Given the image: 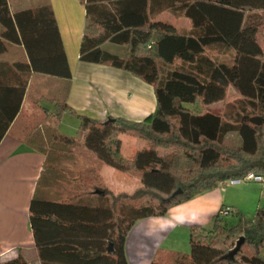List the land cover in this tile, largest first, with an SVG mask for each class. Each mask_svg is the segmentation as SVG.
<instances>
[{"label":"trees","instance_id":"1","mask_svg":"<svg viewBox=\"0 0 264 264\" xmlns=\"http://www.w3.org/2000/svg\"><path fill=\"white\" fill-rule=\"evenodd\" d=\"M81 3L85 16L80 61L108 64L151 85L156 107L142 120H97L78 114L65 99L49 98L55 106L47 116L53 123L52 139L64 146L79 141L100 161L138 176L142 184L132 192L114 193L100 180L91 182L88 193L102 192L97 193L99 205L34 196L30 227L42 264H129L125 239L140 218L163 216L171 206L226 180L264 174V48L257 40L264 0ZM255 11L262 13L256 17ZM165 13L186 19L189 27L178 29ZM57 27L46 1L11 10L9 0H0V56L12 43L22 45L28 59L11 64L0 60V141L21 110L27 74L71 79ZM106 41L126 47L125 55L106 51L101 47ZM219 48L231 49V60L219 59L214 54ZM230 91L234 99L224 103L220 113L209 109L225 102ZM64 112L80 121L79 139L58 132L56 123ZM233 131L241 144L225 145L224 137ZM121 134L146 146L124 158ZM178 188L181 192L172 195ZM228 211L238 214L237 225L227 227L218 212L211 227L190 228L188 255L175 253L150 264H264L259 253L264 248V206L257 207L253 217L231 207ZM239 236L244 240L238 253L222 259ZM4 264L28 262L18 254Z\"/></svg>","mask_w":264,"mask_h":264},{"label":"crops","instance_id":"2","mask_svg":"<svg viewBox=\"0 0 264 264\" xmlns=\"http://www.w3.org/2000/svg\"><path fill=\"white\" fill-rule=\"evenodd\" d=\"M9 1L11 10H16L32 7L40 0ZM41 1L50 4L56 18L72 74L71 79H66L67 93L64 99L73 110L97 120L111 116L136 121L155 110L156 99L152 87L141 79L108 64L80 61L78 52L85 16L82 0ZM122 54L125 55L124 52ZM18 59L28 60L23 46L7 43V50L0 60L11 64ZM36 75L43 74H27L29 83L21 110L0 141V264L18 254L28 264H42L30 227L29 209L34 196L57 202L99 205L97 193H88L86 188L91 182L100 180L114 193L131 192L142 184L138 176L103 163L82 144L70 148L55 146L52 156L49 155L51 148L36 146L34 132H29L28 126L23 123V112L30 105L27 100L31 94L32 79ZM39 101L34 103L46 111L45 121L48 122L51 108L47 106L49 111ZM68 113L64 112L63 116ZM71 119L77 124L76 118ZM66 130L64 127L61 133L67 134ZM119 138L120 154L124 158H131L137 149L146 146L145 141L128 134H121ZM231 182L238 183L239 180ZM224 184L221 182L211 190L171 206L163 216L136 221L128 230L124 244L128 263L150 264L160 252L164 253L160 259H168L189 244L192 226L211 227L213 216L225 207L234 208V212L238 209L246 211L245 204L249 200L235 193V185Z\"/></svg>","mask_w":264,"mask_h":264},{"label":"rangeland","instance_id":"3","mask_svg":"<svg viewBox=\"0 0 264 264\" xmlns=\"http://www.w3.org/2000/svg\"><path fill=\"white\" fill-rule=\"evenodd\" d=\"M12 5H13L12 7H14V4ZM260 13L262 12L260 11ZM260 13L255 11L252 14L257 17V16H260ZM163 17L166 20H169L175 23L178 29L189 27L188 21L184 18H181V17L177 18L168 13L163 14ZM63 28H66V27L63 26ZM257 34H258L257 40L259 44L261 45V48H264V24L261 25L259 29V33ZM104 49L106 51L108 50L112 53H117L121 55H123L122 52L124 53L126 52V47L124 46L121 47L119 45L107 43V42H106V45L104 46ZM231 53H232L231 49L229 50V49H220V48L214 52V54L217 55L219 59H223V60H231V56H232ZM43 79L46 81H43ZM32 80H33V83L31 85V94L27 100V104L29 103L30 105L23 112V123L26 126H28L29 132L31 131L34 132V138L37 143L36 146L49 148V149L51 148L49 151L50 152L49 155L52 156L54 154L55 146H61L62 144L52 139L51 131H52L53 123L51 121L49 122L45 121V112L43 111L41 106L36 105L34 102L40 99L39 104L49 109V111L51 108V115H52L54 113L55 106L54 104L50 103L48 99L54 97V98L63 100L67 93L66 91L67 82H66V79L64 78L52 77V76H47V75H36L35 77H33ZM149 86L152 87L151 85ZM233 96H234V93L230 91V94L228 95L225 102H219V104L216 103L214 105H211L209 109L213 112L220 113L224 107V103L233 100L234 99ZM47 106H49L50 108ZM68 114L69 115H65V116H63L62 114L60 116L58 122L56 123L57 124L56 126L58 128L57 130L59 133H61V130L64 129V127H66L67 129L66 135H68V137L69 136L74 137L77 140L79 139V136H80V121L77 119V117H75V115L71 113H68ZM71 118H74V119L76 118L78 120L77 124H74L73 123L74 121ZM223 142L225 145L234 146V145L241 144V139L238 133L233 131L231 133H228L224 137ZM80 144L81 143L78 141V142H75L74 144L68 145V147L70 148V147H74L75 145H80ZM231 181L232 180L224 181L225 183L224 185H227V184L235 185L237 188L235 193L239 194L243 198H247L250 201V203L248 201L247 205L245 204L244 209L246 211H242L240 209H238V211L239 212L241 211L242 213L247 215V217L249 216L253 217L257 206L258 207L264 206V183L254 181V180H243V179H239L238 183L236 182L233 183ZM79 190H83V189L79 188ZM251 201H252V204H251ZM237 222H238L237 213H228L227 215L223 216V223L227 227H232L235 224L237 225ZM239 237H236L235 241ZM188 242H189V238H188ZM189 251H190V248L188 244V245H185L184 248L180 249L178 253L182 255L183 254L188 255ZM259 253H260V256L264 258V248H262ZM163 254H164L163 252L158 253L156 260H159L160 259L159 257H161ZM172 260L175 261L176 256H173Z\"/></svg>","mask_w":264,"mask_h":264},{"label":"water","instance_id":"4","mask_svg":"<svg viewBox=\"0 0 264 264\" xmlns=\"http://www.w3.org/2000/svg\"><path fill=\"white\" fill-rule=\"evenodd\" d=\"M113 119V118H112ZM108 120H111L110 117H108ZM96 193H102L101 191H95ZM181 192V188H178L176 191L173 192L172 195H176ZM244 237L240 236L234 243V246L227 250L225 254L221 256L222 259H233L235 254L238 253V250L240 249L241 244L243 243ZM108 252H112V248L110 245H108L107 248Z\"/></svg>","mask_w":264,"mask_h":264},{"label":"built area","instance_id":"5","mask_svg":"<svg viewBox=\"0 0 264 264\" xmlns=\"http://www.w3.org/2000/svg\"><path fill=\"white\" fill-rule=\"evenodd\" d=\"M245 180H254V181H258V182H262L264 183V174H253V173H249L245 176L244 178ZM233 181V180H232ZM229 207H225V208H222L220 211H219V214L221 216H225L229 213Z\"/></svg>","mask_w":264,"mask_h":264}]
</instances>
